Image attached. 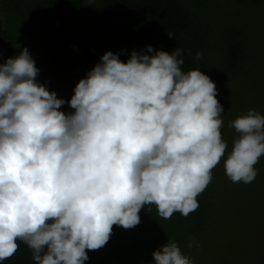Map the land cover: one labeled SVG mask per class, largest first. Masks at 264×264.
Wrapping results in <instances>:
<instances>
[{
  "label": "clouds",
  "instance_id": "obj_1",
  "mask_svg": "<svg viewBox=\"0 0 264 264\" xmlns=\"http://www.w3.org/2000/svg\"><path fill=\"white\" fill-rule=\"evenodd\" d=\"M182 57L178 47L147 46L123 62L108 51L67 101L38 82L27 48L0 64V261L20 241L34 264H85L86 249L104 247L114 225H139L146 206L163 219L198 209L228 145L215 83L185 71ZM66 103L74 112L60 110ZM229 127L238 135L225 175L250 184L264 156V115L250 109ZM152 256L194 264L170 239Z\"/></svg>",
  "mask_w": 264,
  "mask_h": 264
},
{
  "label": "trees",
  "instance_id": "obj_2",
  "mask_svg": "<svg viewBox=\"0 0 264 264\" xmlns=\"http://www.w3.org/2000/svg\"><path fill=\"white\" fill-rule=\"evenodd\" d=\"M21 1L26 2L22 29L36 49L39 77L58 98L70 100L79 80L108 51L119 53V59L126 62L133 50L141 52L151 46L171 54L178 47L183 50L185 71L199 69L207 75L208 42L202 17L196 12L201 0H0V5L7 3L11 15ZM168 31L174 38H169ZM241 35V28L229 35L230 67L247 45ZM197 52L203 53L200 60L195 59ZM217 174L215 167L210 184L196 198L198 209L187 217L176 212L163 219L155 206H146L139 212V225L132 229L114 225L104 247L86 249L85 264H155L152 253L168 239L178 242L194 264H222L223 248L240 207L223 202L225 186L216 182ZM17 243L18 251L0 264H34L27 245Z\"/></svg>",
  "mask_w": 264,
  "mask_h": 264
},
{
  "label": "rangeland",
  "instance_id": "obj_3",
  "mask_svg": "<svg viewBox=\"0 0 264 264\" xmlns=\"http://www.w3.org/2000/svg\"><path fill=\"white\" fill-rule=\"evenodd\" d=\"M19 4L11 15L6 11L7 3L0 5L3 17L0 20V64L27 48L38 67L36 49L22 29L26 2L21 1ZM199 4L196 12L202 17V30L208 42L204 63L207 76L218 90L216 98L224 110L221 134L228 145L225 157L216 166V182L225 186L223 202L228 206L240 207L239 218L235 226L229 229L231 235L223 248L221 262L264 264V156L254 166L258 175L250 184L233 183L224 171V159L238 135L229 127V122L250 109L264 115V0H201ZM236 28L243 30L241 39L247 41V45L230 67L227 58L228 38ZM37 80L45 83L39 75ZM60 110L66 114L74 112L68 104Z\"/></svg>",
  "mask_w": 264,
  "mask_h": 264
}]
</instances>
